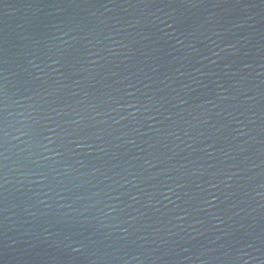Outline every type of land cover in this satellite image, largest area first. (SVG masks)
I'll return each instance as SVG.
<instances>
[{"label":"water","instance_id":"obj_1","mask_svg":"<svg viewBox=\"0 0 264 264\" xmlns=\"http://www.w3.org/2000/svg\"><path fill=\"white\" fill-rule=\"evenodd\" d=\"M0 264H264V0H0Z\"/></svg>","mask_w":264,"mask_h":264}]
</instances>
